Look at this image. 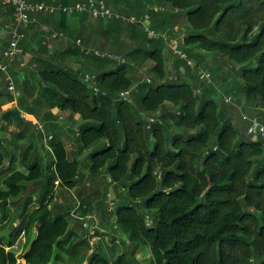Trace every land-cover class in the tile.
Here are the masks:
<instances>
[{"label": "trees", "instance_id": "1", "mask_svg": "<svg viewBox=\"0 0 264 264\" xmlns=\"http://www.w3.org/2000/svg\"><path fill=\"white\" fill-rule=\"evenodd\" d=\"M30 1L68 5L80 0ZM104 1L138 21L148 14L151 27L168 40L179 34L183 19L186 36L179 46L194 64L174 54L169 74L165 38L150 39L141 22L98 19L104 22L113 54L121 53L125 38L130 47L120 55L122 61L87 54L97 59L96 69L88 72L65 63L66 55L86 54L76 45L82 28L76 24L88 19V13L60 10L39 16L67 39L75 35L73 44L53 53L43 43L47 33L39 24L26 27L23 47L33 53L36 66L25 68L37 76L38 93L23 90L17 106L1 115L0 125H23L25 112L50 131L57 117L50 112L54 107L79 114L83 122L78 133L72 130L73 159L63 140L53 136L52 159L46 163L33 145L27 147L22 158L27 173L14 167L13 150L0 136V171L10 172L0 188V264H19L21 257L29 264L66 259L70 263L63 264H264V139L244 135L255 114L264 116V0ZM0 15L2 27L13 21L12 9ZM147 60L154 62L152 76L135 84L130 66ZM228 65L234 68L228 72L225 94L237 102H226L213 78L206 84L197 74L199 68L219 74ZM86 74L91 80L85 81ZM7 91L0 92V107L14 99ZM123 91L130 92L126 98ZM29 97L34 103H28ZM44 105L48 110L41 113ZM236 107L240 120L234 123ZM30 114L24 117L31 120ZM30 184L39 190L24 198L20 213L3 206L5 199L17 201ZM59 188L76 189L77 201L64 205L57 197ZM111 189L116 199L110 213L128 238L114 258L103 254L101 242L95 248L87 233L72 229L68 218L76 209L85 217L106 211ZM10 216L21 218L20 224L2 234ZM75 221L87 232L83 218ZM33 231L37 238L25 253ZM22 233L25 243L18 253L14 245ZM143 249L150 254L146 262L136 256Z\"/></svg>", "mask_w": 264, "mask_h": 264}, {"label": "rangeland", "instance_id": "2", "mask_svg": "<svg viewBox=\"0 0 264 264\" xmlns=\"http://www.w3.org/2000/svg\"><path fill=\"white\" fill-rule=\"evenodd\" d=\"M182 20L183 19H181V21L178 22L179 26L182 27V28L179 27L180 28L179 34L176 36V38H174L175 40L177 39L176 41L178 43L182 42V39L186 36V33L184 32V29H183V24H182L183 21ZM80 22H82V23H80ZM80 22L77 23L76 25L78 26L79 24H81L78 27L79 30L82 27L81 30H80L81 34L79 32L77 33V34H79L77 37L82 39L81 47L88 48V49H95V50L97 49V50H100V51H109V52L114 53L113 51H111L112 42H110L108 37L103 33L104 22L102 20L91 19L90 17H88V19H86L84 21H80ZM54 26L56 27L55 24H54ZM30 33H31V30L28 31L27 35L30 34ZM74 40H76L75 39V35H73L72 39H70V38L67 39V40H65V39H55V40H53L52 45L55 48V51L56 50H62L68 44H73L75 42ZM124 42H125V45H123L122 47L118 48V51H121V53L116 52L115 53L116 55H121L123 51H126L127 49H129L130 41L125 38ZM174 43L175 42L170 41L169 44H174ZM164 51H165L166 60H167L166 61V63H167V71L169 72V74H172L170 72H173V64H174V59H175L174 53L171 50L170 45L168 46V48H165ZM78 56L79 55H77V57ZM58 57H61V56H58ZM77 57L75 56V54H72V53H71V55H66L65 63L67 65L73 67V68L75 67V69L76 68L77 69H84V70H87V71H88V69H95V67L97 65V59L95 57H93L91 55H87V54H84L82 57H80V56L78 58ZM34 61L35 60L32 57L30 62H28L29 66L35 67L33 65ZM209 63H211V61ZM19 65H20V63H19ZM153 65H154V62L152 60H147L146 62H144L141 65L137 64V65H131L130 66L131 68L129 69V73H130L131 76H133L135 84L140 82L143 79L151 78ZM13 66H15V65H13ZM211 66L214 68V64H211ZM25 67H27V66H24V68ZM233 68L234 67H232V68L229 67V65H228V67L224 66L223 70L219 74L216 71H213L212 68H211L212 73H213V82L215 83L216 88L221 93H224V96L225 95H227V96L230 95V94H225V87H228V84L230 83L231 75L228 74V72H230V69H233ZM19 71L20 70H18L17 72H19ZM14 75H16V73ZM183 75L186 76V72H184ZM228 76L230 78H227ZM33 93L34 94L38 93V89L37 88L34 89ZM231 96L233 98V102H237V101H235L234 95H231ZM242 98L243 99H241V102H243V104H244V102H246L244 100V99H246V97L242 96ZM29 99H30V100H28L29 104L30 103H34V102H31L32 101L31 97H29ZM3 108H5V107H3ZM39 109H40L41 113L48 110L46 105H44L42 107H39ZM51 110L52 109H50V112L52 114H54ZM4 112L5 111H3L2 113H4ZM60 112H62V111H59L57 113L58 116L61 115ZM244 113H245V110H244ZM1 115L2 114H0V117H1ZM156 115L157 114H153L151 116L155 117ZM70 116L71 115H68V113L64 111L63 112V118L66 121H62L63 119H61L60 121H55V119H54V122L52 124V127H51L50 131H48L44 127V125H43L42 129H40V130L43 132L44 136H45V134L48 135L47 133H49V135L51 134L52 136H54V138L52 140L57 139V138L62 139L64 144H65V148L67 150V154L69 156V159H73L74 158V151L76 149V147H74V143L73 142H75V136L76 135L73 133L72 130H75V132L78 133L79 125L83 121L81 120L80 116H79L78 119H73V117H72V119H70V121H69L68 118ZM255 116L258 117V119H259V121L261 123H264V116L262 114L257 113V114H255ZM22 117L24 119H28L27 117H24V116H22ZM31 120L32 121H30V122H32L34 125H37L36 122L39 123V121H40V119L37 118L36 116L31 117ZM67 121H68V123H67ZM69 122L70 123L73 122L74 125L72 127H69V125H70ZM15 125L17 126V123H15ZM1 126L2 125H0V128H2ZM36 130H38V129H36ZM18 134H22L23 135V131L22 132L20 131ZM241 134L243 135L242 131H241ZM244 135L247 136V134H244ZM0 136H1V131H0ZM10 138L11 137H8L7 141L9 143H11V144H14L15 143L13 141L14 139H10ZM41 140L43 141V139H41ZM52 140L48 139V137H47L48 146H50ZM28 142H30V139L26 140V144L25 145H27ZM32 142L36 143L37 147L39 146L38 145V140L36 138H33ZM16 143H18L17 140H16ZM33 147H34V145H33ZM44 147H45L46 150H44V149H40L39 150V147L36 148L35 150H38V154L40 153L43 156V159H44L43 162L46 163L47 161H50L52 159L51 158L52 154L50 153L49 147H47V145H45V139H44ZM26 148H25V150H26ZM25 150L20 152L19 148H18V150H16V148L13 149V154L15 156L14 167L16 169L18 168L22 172L27 173L28 172L27 167L24 166V164H22L23 163L22 162V158L24 156L23 154H24ZM33 152L36 153V151H33ZM82 156H84L83 153H82ZM82 171H86V169H82ZM8 174H10V172H6L5 171V172H1L0 173V188H2L4 186V179H5V177ZM107 178H109V177H107ZM38 190H39L38 187L34 186L33 184H30L29 188H28V191L24 195H22L17 201H7L6 205L9 206L10 210L14 214H18V213L21 212V208H22V205L24 203V198L26 196H28L29 194H33V197H34L37 194ZM109 193H110L109 198L107 197L106 204H104V207L106 208V211H104L103 208L99 209V211H98V213H96L95 217H91L90 216L91 215L90 212H88V216L85 217V219L83 220L84 222H87V223L89 222L90 223V227L87 229V232H86V230L84 229L83 226H81L77 221H75L80 216V213H79L80 210L79 209H76V211H74V212L71 211L70 212V216H68V218H69V221H70V227L72 229L78 231L80 234H84V233L88 234L89 233V234H91L90 236H92V233H90L91 230H94V228L100 230L102 232V234H103V237H101L100 240L98 239V241H92L93 243L92 242L91 243L96 248V245H99V241H101L102 238H103L106 241V242L104 241L105 242L104 243L105 246H103V252H104L103 254L111 256L110 258H114L115 256H117L118 254H120L124 250V247L121 245V243L119 244V241H121V240L127 241L128 238H127V235L121 229H118V228L115 229V226H114L116 224L115 216L113 215V212L110 213L109 207H110V203L116 199V192L114 191V189H111L109 191ZM57 197H58L59 200H62L64 205H73L74 201H77L76 200L77 199V197H76V189L75 190L63 189L61 191V189L59 188V189H57ZM78 199H80V198H78ZM94 213H95V211L92 212V214H94ZM91 220H94V221H98L99 220L100 224H102V222L106 223V221H107V223L109 222V224H108L109 226L105 225L103 228L102 227L99 228L98 226H97L98 228L97 227H92L94 225L92 224ZM20 221H21V218L12 220V216H10V218L3 223V225H5V228H4V230L1 233L2 234H7L10 231L11 232L14 231V229L18 228V226L20 224ZM148 222L150 223V219L148 220ZM114 232H116L117 234L114 233ZM20 242H21V244H20ZM18 243H19V246L17 248V251L19 253L20 251H22V249L24 247V243H25V235L23 233L19 236ZM7 249H9V247ZM149 255L150 254L147 252L146 249L139 250V251L136 252V256L138 258L144 260V262H146L144 258L145 257H149ZM25 261L26 260L23 257L18 259V262H25ZM62 262L70 263V260L66 259V260H62ZM62 262L60 261L59 264H63ZM71 262H73V261H71ZM54 263H55V261L52 260L49 264H54ZM83 264H88V263L87 262H83ZM253 264H257V263L254 262Z\"/></svg>", "mask_w": 264, "mask_h": 264}, {"label": "built area", "instance_id": "3", "mask_svg": "<svg viewBox=\"0 0 264 264\" xmlns=\"http://www.w3.org/2000/svg\"><path fill=\"white\" fill-rule=\"evenodd\" d=\"M0 9L5 14L8 13L10 9H12L13 11V21L11 23H5L3 26L5 31L8 33V38L6 40L8 46L5 47L0 53V72L6 73V82L8 83L7 89L13 95H15L16 93V88L14 78L10 73V70L17 60L21 66H29L28 62L23 60V57L26 53L23 47V41L26 39V27L32 23L39 24L41 29L48 33L47 37L67 39V37L63 33L52 30L46 24L41 23L39 19V16L41 14H53L59 12L60 10L68 14L86 12L94 19H103L106 21L121 19L124 21H131L133 23L141 22L150 39H158L163 37L168 41V43H170V41L175 42L174 44H168V46L170 45L173 53L175 55H178L182 59H188L187 53L180 48L179 43L176 41L177 39L175 40L174 38H171L168 40L167 36L164 33L157 32L151 27V24L148 21V14H145L143 20L138 21L136 16L134 15L127 16L122 14L121 12L114 10L104 0H80L74 4L68 5H57L54 2L47 1L0 0ZM155 9H157V7ZM81 42L82 40L78 38L76 40V45L81 46ZM43 43L46 44L47 41L44 39ZM82 49L86 54H93L97 57H108L118 61L123 60L122 56L113 54L109 51H100L97 49L95 50L88 48ZM188 64L193 65L194 63L192 62V60L188 59ZM197 74L202 81H205L206 84L212 83L213 74L210 69L199 68ZM91 78L92 77H90L89 74H86L84 76L85 81H89L91 80ZM94 91L95 93H98L100 91L99 87L95 86ZM129 93V91H123L121 92V97L126 98ZM225 100L226 102H231L232 97L227 96ZM36 124L38 125V122H36ZM247 135L248 137L254 139L259 136L264 139V124L261 123L257 117L252 118L251 123L247 129ZM52 137V135H49L48 139H52ZM114 205L115 202L112 201L109 207L110 211L113 210ZM117 228L118 227L115 225V229ZM91 233L92 235H94V230H92ZM14 246L17 248L19 246V243L17 242V244H15Z\"/></svg>", "mask_w": 264, "mask_h": 264}, {"label": "crops", "instance_id": "4", "mask_svg": "<svg viewBox=\"0 0 264 264\" xmlns=\"http://www.w3.org/2000/svg\"><path fill=\"white\" fill-rule=\"evenodd\" d=\"M0 14H1V10H0ZM43 17L44 16H42L40 19H41V23H44V24H46L47 26H49V28H51L52 30H55V29H53L55 26H54V24L52 23V22H46V21H44L43 20ZM90 18L91 19H94V18H92L91 16H90ZM2 20V18H1V15H0V21ZM1 24V23H0ZM4 24V23H3ZM56 31V30H55ZM47 35H48V33H47ZM7 38H8V33L5 31V29H4V27H2L1 25H0V53L2 52V50L5 48V43H6V40H7ZM43 39H45L46 41H47V46H48V50H49V52H51V53H53V52H55V48L53 47V45H52V42H53V40H55V39H59V38H52V37H45V38H43ZM56 51H60V50H56ZM77 54V53H76ZM77 55H79V54H77ZM77 55H75L76 57H77ZM80 57H82L81 55H79ZM78 56V57H79ZM33 57V53H31V52H29V51H27L26 53H25V55H24V57H23V60H25L26 62H30V60H31V58ZM77 57V58H78ZM29 64V63H28ZM15 66H13L12 67V71L10 70V73L12 74V76H13V78H14V82H15V88H16V93H15V95H13V94H11L9 91H7V92H9V96L10 95H12L13 97H14V99L13 100H11V101H7V103H4V104H2L1 105V109H0V114H3L2 112L3 111H7L8 109H11V108H14V107H16L17 106V99H18V96L19 95H21L22 94V92H23V90H29L31 93H33L34 92V89H36V88H38V86H39V83H38V78H37V76L36 75H34L33 73H32V71H30V70H28V69H26V68H24V66H21V65H19V63H18V60L15 62V64H14ZM34 66H36L35 65V63H34ZM75 68V67H74ZM77 69V68H76ZM96 69V68H95ZM16 70V71H15ZM18 70H20L19 72H17ZM90 71V69H88V72ZM16 73V75H14V74ZM8 88V83L6 82V73H4V72H0V92L3 90V89H7ZM4 98L2 97L1 98V96H0V100H3ZM235 105V104H234ZM235 106H238V105H235ZM3 107H5V108H3ZM239 108H242V106H238ZM238 107H236V108H234V110H233V116H232V120H233V122L235 123V120L237 119H239L240 120V112H239V108ZM4 109V110H3ZM54 114H56L57 115V113L59 112V109L58 108H52V110H51ZM63 112L64 111H62V112H60V116H58L57 115V117H53L52 119L54 120L55 119V121H60L61 119H63L62 121H66V120H64V118H63ZM65 112H67L68 113V115H71L68 119H69V121H70V119H72V117H73V119H78L79 118V114H71L70 113V111H65ZM70 113V114H69ZM26 114H30V113H25V112H23L22 113V116H25ZM30 115H33V114H30ZM33 116H35V115H33ZM61 117V118H60ZM26 121L23 123V125H15V123L16 122H13V123H10V124H8V123H4V124H2V128H0V131H1V136L3 137V138H5L6 140H8V137H11L10 139H14L13 141L15 142L14 144H11V143H9L8 141H6L7 142V147L11 150H13L14 148H16V150H18V148H19V151L20 152H22V151H24L25 150V148L27 147V146H29L30 144L31 145H34V147H33V151H38V150H35L36 148H38L39 146H41V144H43L44 145V139H45V145H47V147H50V146H48V142H47V137L46 136H44L43 137V141L40 139V129H42V127H43V123H38V125H34L32 122H30V121H32V120H29V119H25ZM82 120V119H81ZM38 121V120H37ZM83 121V120H82ZM54 122V121H53ZM67 123H68V121H67ZM69 127H72L74 124H73V122H69ZM41 126V128H40V126ZM244 125H246V124H244ZM38 129V130H36V129ZM35 129V130H34ZM244 129V128H243ZM22 132L23 131V135H19L18 133L19 132ZM246 134H247V132H246ZM74 137V136H73ZM33 138H36L37 140H38V147H37V145H36V143H33L32 142V139ZM30 139V142H28V144L27 145H25L26 144V140H29ZM40 139V140H39ZM16 140L18 141V143H16ZM74 143V147H76V142H73ZM21 148V149H20ZM27 149V148H26ZM39 149H44V150H46L45 149V147L43 148L42 146L41 147H39ZM75 149V148H74ZM76 150V149H75ZM15 151V150H14ZM24 154H25V152H24ZM23 154V155H24ZM74 154H75V151H74ZM7 162V161H6ZM23 164V163H22ZM18 169V168H17ZM19 170V169H18ZM4 172V171H3ZM0 173H1V171H0ZM2 187V186H1ZM95 215H96V213H94L93 215H92V217H95ZM79 217H81V218H83V220L85 219V216H79ZM87 217V216H86ZM103 223V222H102ZM92 224L94 225V226H92V227H99V228H103V226L104 225H102V224H100V221L98 220V221H94V220H92ZM85 226H87V227H90V224L89 223H87V222H85ZM115 226V225H114ZM97 227V228H98ZM119 229V228H118ZM97 230L98 229H96V228H94V232H95V235H92V236H90L91 234H89L88 233V237L90 238V241L92 242V241H98V239L100 240L101 239V237H103V234H97L96 232H97ZM92 231V230H91ZM91 231H90V233H91ZM114 233H116V232H114ZM117 234V233H116ZM118 237V236H117ZM104 239L102 238V240L101 241H99V244H100V242L102 243L101 245H102V247L103 246H105V244H104ZM123 240H121V241H119V244L122 242ZM93 243V242H92ZM115 244V243H114ZM113 244V245H114ZM121 245H122V243H121Z\"/></svg>", "mask_w": 264, "mask_h": 264}, {"label": "water", "instance_id": "5", "mask_svg": "<svg viewBox=\"0 0 264 264\" xmlns=\"http://www.w3.org/2000/svg\"><path fill=\"white\" fill-rule=\"evenodd\" d=\"M7 201H8L7 199H5L3 201V206H5L7 204ZM36 238H37V231H33L32 235L30 237V241H29V243H28V245H27V247L25 249V253L30 250V248H31L32 244L34 243V241L36 240ZM19 264H29V263H27L25 261V262H19Z\"/></svg>", "mask_w": 264, "mask_h": 264}, {"label": "clouds", "instance_id": "6", "mask_svg": "<svg viewBox=\"0 0 264 264\" xmlns=\"http://www.w3.org/2000/svg\"><path fill=\"white\" fill-rule=\"evenodd\" d=\"M247 137H248V135H247Z\"/></svg>", "mask_w": 264, "mask_h": 264}]
</instances>
